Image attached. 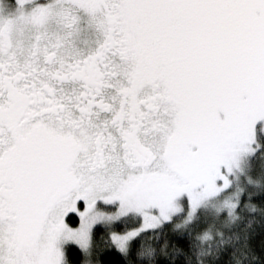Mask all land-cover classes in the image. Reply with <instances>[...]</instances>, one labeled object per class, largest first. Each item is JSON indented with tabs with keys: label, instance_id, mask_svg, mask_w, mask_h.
<instances>
[{
	"label": "snow or ice",
	"instance_id": "6c2138e0",
	"mask_svg": "<svg viewBox=\"0 0 264 264\" xmlns=\"http://www.w3.org/2000/svg\"><path fill=\"white\" fill-rule=\"evenodd\" d=\"M0 264H264V0H0Z\"/></svg>",
	"mask_w": 264,
	"mask_h": 264
}]
</instances>
